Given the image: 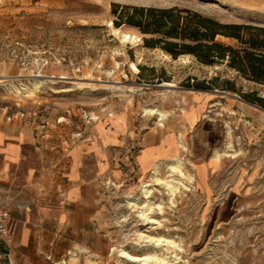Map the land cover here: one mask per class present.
I'll use <instances>...</instances> for the list:
<instances>
[{"label": "rangeland", "instance_id": "obj_1", "mask_svg": "<svg viewBox=\"0 0 264 264\" xmlns=\"http://www.w3.org/2000/svg\"><path fill=\"white\" fill-rule=\"evenodd\" d=\"M114 4L177 7L264 28V0H0V122L69 145L105 138L115 161L104 183L103 236L67 264H133L119 250L147 254L143 234L174 240L177 264H264V108L244 98H264V86L225 64L145 47L138 31L113 26ZM165 83L172 87L160 88ZM196 133L207 151L191 158ZM180 136L188 150L178 147ZM153 140L173 152L160 163V180L171 179L174 158L183 163L176 194L153 186L157 225L126 205L147 200L142 185L154 170L142 172L138 156Z\"/></svg>", "mask_w": 264, "mask_h": 264}, {"label": "crops", "instance_id": "obj_2", "mask_svg": "<svg viewBox=\"0 0 264 264\" xmlns=\"http://www.w3.org/2000/svg\"><path fill=\"white\" fill-rule=\"evenodd\" d=\"M45 138L20 123L0 122V209L10 212L0 264H67L103 236L104 183L116 173L110 142ZM171 153L168 142L153 140L138 156L141 171L154 170Z\"/></svg>", "mask_w": 264, "mask_h": 264}, {"label": "trees", "instance_id": "obj_3", "mask_svg": "<svg viewBox=\"0 0 264 264\" xmlns=\"http://www.w3.org/2000/svg\"><path fill=\"white\" fill-rule=\"evenodd\" d=\"M113 26L131 28L145 47L160 49L174 59L194 58L205 66L227 65L246 80L264 86V28L224 24L189 9L113 5ZM220 38L231 40L227 44ZM232 90V89H231ZM264 108V98L244 95Z\"/></svg>", "mask_w": 264, "mask_h": 264}, {"label": "bare ground", "instance_id": "obj_4", "mask_svg": "<svg viewBox=\"0 0 264 264\" xmlns=\"http://www.w3.org/2000/svg\"><path fill=\"white\" fill-rule=\"evenodd\" d=\"M5 64H7V63H5ZM6 74L8 75L7 72H6ZM43 81L44 80H39V82H43ZM162 87L171 88L172 84H166L165 83ZM205 117H207V116H205ZM187 118L190 120V122L192 124L197 122V117L193 112H189L187 114ZM206 126H208V125H206ZM207 129H208V127H207ZM209 129H210V127H209ZM210 138H211V136H210ZM182 140H183L182 136H180V139L178 141V147L180 149H183V150H188V148H186V146L183 144ZM189 146L190 147H189L188 151L190 153L191 158H194V157L198 156V154L204 153L207 151L206 142L204 141L203 138H201L200 133H196L190 138ZM217 157H218V154L216 155L215 158H217ZM173 161H176L177 165H171L170 166V171L172 172L171 176H170L171 179H169L167 181H163V180L159 179L157 173H158L160 166L163 163L162 164L158 163L156 165V167L154 168V172H153V175L150 177V180H147L143 183L142 191L144 192V195H145L147 200L145 202H143V204L141 206H139L140 201L132 199V198H127V200H126L127 206L138 208V215H137L138 219L147 221L151 225H157L159 223L158 221H156L155 219H152L150 217L151 214L157 213L161 210L159 204H157L158 207H156V208L151 207L150 200H148V198L150 197V194L152 193L153 186L163 184L165 186V188L169 191L171 196H173L174 194H176L177 191L180 190L181 182L179 181V179L175 178V174L178 176L182 175L181 165L183 163L178 158H174ZM192 179H193L192 177L189 178V180H192ZM142 236L145 237V239H144L145 244L143 246H141V248L145 247L147 249H149V248L151 249V250H148V252H146L147 254H145L143 256H136V255L129 253L124 248H121L119 250L120 257L130 261L133 264H177L180 261L179 254L177 253V251H179L180 249L178 248V246L174 240L163 238V237L146 236L144 234Z\"/></svg>", "mask_w": 264, "mask_h": 264}, {"label": "built area", "instance_id": "obj_5", "mask_svg": "<svg viewBox=\"0 0 264 264\" xmlns=\"http://www.w3.org/2000/svg\"><path fill=\"white\" fill-rule=\"evenodd\" d=\"M10 219V212L6 209H0V235L9 238L7 221Z\"/></svg>", "mask_w": 264, "mask_h": 264}, {"label": "water", "instance_id": "obj_6", "mask_svg": "<svg viewBox=\"0 0 264 264\" xmlns=\"http://www.w3.org/2000/svg\"><path fill=\"white\" fill-rule=\"evenodd\" d=\"M160 88H164V87H160Z\"/></svg>", "mask_w": 264, "mask_h": 264}]
</instances>
